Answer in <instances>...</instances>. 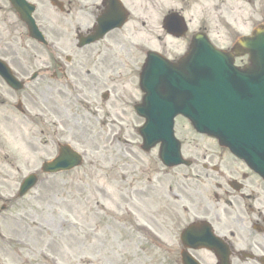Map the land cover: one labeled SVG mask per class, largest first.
I'll return each instance as SVG.
<instances>
[{"label":"rangeland","instance_id":"1","mask_svg":"<svg viewBox=\"0 0 264 264\" xmlns=\"http://www.w3.org/2000/svg\"><path fill=\"white\" fill-rule=\"evenodd\" d=\"M234 5L227 1V7ZM53 11L49 7V17ZM227 20L229 24L220 20L211 28L221 45L234 39L236 32L230 29L248 31L240 29L233 18ZM51 55L46 50L30 62L23 54L24 61L16 66L29 68L28 75L44 68ZM47 77L43 74L31 84L42 91L36 92V100L25 91L18 92L27 96L23 104L30 105L35 116L30 122L15 113V97H8L12 105H0V198L10 202L0 212V264H178L177 235L197 212L198 199L195 211L183 208L169 193V185L178 192L174 180L185 168L167 169L168 175L158 161L157 146L149 152L140 149L137 129L143 120L132 106L141 92L134 73L115 76L116 92L108 100H101L100 94L88 97L82 113L77 110L81 127L73 120H62V127L54 124L59 120L58 109L50 108V99L44 100L50 94ZM69 106L72 111L76 108L71 102ZM112 133L114 139L107 141ZM175 134L182 141L184 156H231L214 138L197 134L181 118L176 120ZM60 141L83 152L84 161L72 171L46 176L39 170L40 162L54 156ZM29 170L38 173V184L25 198L16 200L18 183ZM149 221L159 224L160 233ZM199 256L212 261L203 252Z\"/></svg>","mask_w":264,"mask_h":264},{"label":"flooded vegetation","instance_id":"2","mask_svg":"<svg viewBox=\"0 0 264 264\" xmlns=\"http://www.w3.org/2000/svg\"><path fill=\"white\" fill-rule=\"evenodd\" d=\"M34 1L33 17L49 44L31 37L8 0H0V55L13 65L16 77L26 79L29 68L18 69L16 62L24 61L23 54L32 62L50 50V61L33 71L59 80L57 85H48L49 91L59 95L73 91L76 96L96 94L102 87L108 88L107 94L113 92L115 76L138 73L149 51L158 52L170 62L177 61L196 32H210L211 15L222 17L225 10L231 11L224 6L228 0H212L213 6L204 0H62V9L54 7V16L49 17L50 4ZM234 1L239 16L247 13L244 23L264 28V0ZM195 3L200 4L201 16L194 14ZM114 8L126 10L121 28L82 45V41L97 35L94 28L98 19ZM173 13L178 16L170 33L164 28V19ZM184 29L185 33L177 36ZM68 78L72 84H65ZM3 86L0 79V89ZM0 102L4 105L8 100L2 96ZM65 106L62 101L61 122ZM187 157L190 165L174 180L178 202L192 212L198 199L197 214L192 213L194 221L207 220L214 233L228 241L233 260L259 264V257H264V179L235 156ZM169 189L172 192L171 185ZM202 191L205 193L194 194Z\"/></svg>","mask_w":264,"mask_h":264},{"label":"water","instance_id":"3","mask_svg":"<svg viewBox=\"0 0 264 264\" xmlns=\"http://www.w3.org/2000/svg\"><path fill=\"white\" fill-rule=\"evenodd\" d=\"M13 1L23 14L24 1ZM201 44L204 43L195 46L191 56L182 60L179 68L184 75L178 74L176 80L161 75L158 78L157 62L147 69L148 76L141 81L147 90L145 103L136 106L137 112L148 119L139 130L143 147L149 149L161 141L163 162L173 165L181 161L179 143L172 132V119L180 113L199 132L215 136L221 145L236 156H245L256 167L264 162V36L256 35L247 43L251 63L244 70L234 68L232 60L222 52ZM186 71L192 73L191 79ZM165 89V93L160 92ZM158 105L162 106L159 110ZM155 111L161 115L157 124L152 122ZM67 153V148L62 147L60 156L45 163L43 169L65 170L80 163L79 156ZM183 262L197 264L185 256Z\"/></svg>","mask_w":264,"mask_h":264}]
</instances>
